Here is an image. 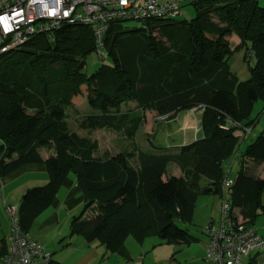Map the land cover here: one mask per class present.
Returning <instances> with one entry per match:
<instances>
[{
	"label": "trees",
	"instance_id": "16d2710c",
	"mask_svg": "<svg viewBox=\"0 0 264 264\" xmlns=\"http://www.w3.org/2000/svg\"><path fill=\"white\" fill-rule=\"evenodd\" d=\"M192 3L195 15L190 19L152 18L147 28L113 22L101 47L111 62L89 75L85 59L97 46L84 25L35 34L0 54V178L28 163L44 164L48 175L46 183L27 189L17 206L22 234L72 173L84 205L71 218V235L126 259L128 237L138 243L156 236L166 244L190 245L198 239L178 222H192L200 193L222 195L227 176L223 163L234 155L240 168L226 188L230 206L250 225L264 211V176L251 172L252 165H262L264 171V132L240 149L237 128L222 127L230 117L251 129L262 114L264 6L257 0ZM233 34L240 43L231 49L228 39ZM242 46L255 58L245 80H239L228 63ZM79 94H86L95 111L80 127L120 133L132 141L131 150L102 159L94 155L96 140L69 130L66 109ZM258 100L261 112L251 118ZM130 103L160 115L203 106L202 137L175 151H139L133 141L143 119ZM42 148H52L53 154L43 159ZM134 157L137 166L131 163ZM169 163L182 175L163 179ZM202 178L207 184H201ZM7 249L1 240L0 257ZM48 264L57 263L51 259ZM245 264H258L257 255Z\"/></svg>",
	"mask_w": 264,
	"mask_h": 264
},
{
	"label": "rangeland",
	"instance_id": "374dc122",
	"mask_svg": "<svg viewBox=\"0 0 264 264\" xmlns=\"http://www.w3.org/2000/svg\"><path fill=\"white\" fill-rule=\"evenodd\" d=\"M160 1L161 2L176 1L180 3L179 14L173 17L175 19H178V20L190 19L195 15V7H194V4L190 0H160ZM257 2L260 6H264V0H257ZM124 25L125 26H139L140 23L138 21H126L124 22ZM234 38L237 39L238 37L236 35H233L231 40L233 41ZM235 44L236 43L232 42L231 47L233 48ZM249 51L250 50L247 51L245 46L238 47L232 52L231 56L229 57L228 62H229L230 69L236 74L239 80H245L249 77L250 66H252L255 62L254 56L248 55ZM110 62H111V59L106 54L105 51H102V53H99L98 51L91 52L85 59L84 72H86L89 75L93 73L102 64L110 63ZM77 98L78 100L73 102L72 106L66 109V113H67L66 120L68 123V127L70 131L77 133L79 136H86L88 138H91L92 140L97 141L98 146L94 154L95 156L99 157L104 152H108V154L110 155V154H117L119 152L128 151L132 149L131 141L123 137L120 133L113 132V131L106 130V129H96L90 132L82 129L80 127L81 120L86 115L94 113L95 111L92 109V107H90V105H88L87 100H86V94L84 95L79 94ZM128 106L134 111V113L140 114L141 118L145 120V112L147 110H144L141 108L137 109L134 103H130L128 104ZM198 108L201 110L202 107H198ZM122 109L124 110L126 108L124 107ZM261 109H262V102L258 100L254 104L250 117L251 118L256 117V115L259 112H261ZM149 111H154V110H149ZM175 113L177 112H173V114ZM162 115H165V114H162ZM155 116L158 117L157 112ZM237 130L241 133L239 129H236V131ZM261 131L264 132V114L263 113L260 114V116L257 118L255 125H253V127H251L249 132L246 134L248 139L244 141H240L239 148L242 149L246 143H249L251 140H253ZM159 134L161 136L164 135L162 131ZM134 141L138 144L141 150L150 149L152 148V145L154 144L157 145L155 141L151 143L148 142V138L146 137V134L144 133L143 126H140V128L137 130ZM160 143L162 146L166 145V142L164 141H161ZM0 144H1V141H0ZM137 144H135V147L137 146ZM40 152H42L45 156L53 152V149L52 148L50 149L42 148L40 149ZM236 158L238 157L234 155L228 158L227 160H225L223 163V169L225 173H227V177L230 179H233V177L235 176V173L240 168V164L238 162V159ZM131 163L134 166H137V159L135 157L132 158ZM252 167L253 169L251 172H253L254 174L256 172L258 173V171L260 170L259 165H252ZM261 171L262 172L260 176L263 177L264 171L263 170ZM171 175H177V176L182 175L180 169L174 163H169L167 165L166 172L162 175V178L165 179ZM25 180H26V183L22 187L23 189L21 188L19 190L18 188L12 195L11 201L8 202L12 206H14L16 203L19 202L20 197L23 195V193L25 192L27 188L41 185L46 182V181L40 182L38 178L36 177L29 178V176L27 175L26 177L20 178L17 181L12 182L11 186L22 183ZM207 182H208L207 179L202 178L201 180L202 185L207 184ZM226 188H224L222 195L217 194V193H210V194L200 193L195 202L192 222L190 224H183L181 222H178V225L180 227H187L189 234L198 239L197 242L192 243L190 245L166 244V243H163L158 237L150 236L146 238L142 243H138L132 237H128L125 240L126 242H124V246L128 250V254H129L128 260L123 259V257L121 256L122 258L120 262L123 264H210L207 261V255L205 251V247H206L205 246L206 245L205 228L209 224V221L211 219L213 220L212 222L214 223V225L218 226L220 224V219H221L220 204L223 199H227L228 197ZM65 193H66V189L64 187H61L58 193L61 200L65 197ZM0 199H1V196H0ZM262 201L264 204V191L262 194ZM11 205H8V204L5 206L3 205V212H0V238L3 237L1 230H5V231L8 230L7 233H5V235H7L8 233H11L13 216L8 210L9 207H12ZM83 205L84 203L81 202L77 206H75L72 210H68L65 208L62 209L63 211V214H61L62 218H64V216H67V219L65 220V222H64V219L61 218L62 219L61 224L63 225V227H65L66 235L68 234V231H69V221L71 219V216L73 214L79 213L81 209L83 208ZM60 208L61 207H58L56 210ZM49 210H54V209L51 207L49 208ZM45 212L38 219H36V222L32 224L29 232L27 233V236L33 240L36 239L35 238L36 236H40V235L44 236L45 242L43 244L46 246V250L51 252L53 251V247H50L48 245L49 244L48 241H50V239L55 235V232H56L55 227L57 223L56 222L50 223V224L47 223L45 225L41 224L42 220L46 218L49 213V211H47L46 213ZM15 215H16V212L14 213V216ZM253 227L255 228V231L259 235H262V236L264 235V211L257 217V219L255 220V223L253 224ZM62 230L63 228H60L59 232H62ZM61 248H63V246ZM70 250H72V248H70ZM64 255H66V258H65V263L63 264H78L76 262L77 258H72L73 256L71 254L69 255L67 254V252H62L61 256H64ZM91 255L93 256V254ZM255 255H257L258 264H264V248H262L261 250L257 252H251L249 257H247V260L254 257ZM108 257L109 256L102 257L99 261H97L94 264H101ZM114 259H116L115 256L113 258L110 257L108 264H114ZM247 260H245L244 262L246 263ZM0 264H3V263L0 261Z\"/></svg>",
	"mask_w": 264,
	"mask_h": 264
},
{
	"label": "built area",
	"instance_id": "2783aa9c",
	"mask_svg": "<svg viewBox=\"0 0 264 264\" xmlns=\"http://www.w3.org/2000/svg\"><path fill=\"white\" fill-rule=\"evenodd\" d=\"M179 10V2L160 0H0V54L20 46L35 34L50 35L67 24L90 28L97 51L101 53L103 39L113 22L138 21L139 26L147 28V20L173 18ZM248 53L252 55V51ZM222 127H236L244 137L250 130L230 117L225 119ZM232 182L226 176L222 186L226 188ZM15 209V206L8 208L13 216L12 230L7 254L1 262L48 264L52 254L44 245L21 233L14 216ZM220 213V224L216 226L209 222L205 228L207 261L210 264H244L251 252L264 248V238L230 206L227 199L222 200Z\"/></svg>",
	"mask_w": 264,
	"mask_h": 264
},
{
	"label": "crops",
	"instance_id": "0c3cea01",
	"mask_svg": "<svg viewBox=\"0 0 264 264\" xmlns=\"http://www.w3.org/2000/svg\"><path fill=\"white\" fill-rule=\"evenodd\" d=\"M234 35V34H233ZM229 37V45L230 48L233 49L235 46H237L240 43L239 38H234L233 41L231 40L232 36ZM236 43L235 46L232 48L231 43ZM229 63V62H228ZM201 110L197 107L191 108L189 110L185 111H179L175 114L173 112L165 114V115H159L158 117L155 116V111H149L147 110L145 112V120H142L138 129L140 126H143L144 133L146 134V137L148 138V142H156L157 145H152V148L147 150H141V148L138 146V144L133 141L135 149H139L140 151H146L150 153H157L161 151V149H166L169 151H175L177 148H179L182 145H186L189 143H192L193 141L199 139L202 137V131L200 128V118H201ZM156 121V122H155ZM162 131L163 136H161L159 133ZM137 133V132H136ZM159 134V135H158ZM235 135L239 136V141L247 140V136L241 135V133L237 130L234 132ZM136 136V135H135ZM135 139V137H134ZM130 141V140H129ZM161 141L166 142V145L162 146ZM132 143V141H131ZM135 144L137 146L135 147ZM161 148V149H158ZM119 152V151H118ZM43 159H46L49 155H52L53 152L50 154H47L44 156L42 152H40ZM115 154H108V152H104L101 156L102 159L109 158ZM179 168V167H178ZM180 169V168H179ZM258 173L255 174L260 176L262 165L259 166ZM181 171V170H180ZM182 174V172H181ZM29 176V178L36 177L40 182H45L48 180V175L46 172V167L42 163H28L23 164L20 167L14 169L10 173L6 174L2 178H0V212H3V205H11L8 203L11 201V197L14 194V192L19 188V190L24 186L26 183V180L22 183H19L17 185L11 186V183L14 181H17L20 178ZM172 176V175H171ZM177 176V175H173ZM262 177V176H260ZM166 179V178H165ZM46 183V182H45ZM44 184V183H43ZM42 185V184H41ZM39 186V185H37ZM35 187V186H33ZM64 187L66 189L65 197L61 200L58 193L60 191V188ZM32 188V187H29ZM27 188V189H29ZM58 189L54 199L52 200L51 204L44 209L34 220L36 222V219H38L45 211H49L46 218L42 220L43 225L47 223H57L55 227V235L50 239L49 246L53 247V251L50 253L52 254V260L56 262L57 264H63L65 263L66 255L61 256L62 252H67V254H71L72 258H77L76 262L78 264H94L97 261H99L102 257L109 256L107 259H105L101 264H108L110 257L113 258L115 256L116 259H114V264H123L120 262L121 256H118L116 254H107L105 252V249L103 247H100L95 242L88 243L84 239H82L80 236L77 235H71L70 234V222L69 221V231L68 234H65V227L61 224L62 219H67V216H64L62 218L61 214H63L62 209H68L72 210L75 206H77L79 203L83 202V195L80 190V187L78 186L74 174L70 173L66 176L64 179L62 185ZM23 189V188H22ZM26 189V190H27ZM25 190V191H26ZM25 193V192H24ZM23 193V194H24ZM23 196V195H22ZM22 196L19 199V202L22 198ZM19 202L16 203L15 206V212L17 210V206L19 205ZM12 206V205H11ZM53 208L54 210H49V208ZM58 207H61L60 209L56 210ZM221 207V204H220ZM45 212V213H46ZM78 214V213H77ZM88 212L85 214L87 215ZM65 215V214H64ZM75 215V214H73ZM72 215V216H73ZM16 216V215H15ZM71 216V218H72ZM62 218V219H61ZM211 219L209 222H212ZM33 222V223H34ZM60 228H63L62 232L60 231ZM8 230H1V233L3 237L0 238L1 240H5L8 248V238L10 236V233L5 235ZM206 237V236H205ZM36 241L44 245L45 242L44 236H36ZM81 238V239H80ZM67 239V240H66ZM126 242V241H125ZM207 242V238H206ZM47 245V246H48ZM63 246V248H61ZM46 248V246L44 245ZM72 248V250H70ZM125 248V246H124ZM8 250V249H7ZM125 252L128 254V250L125 248ZM56 254V255H55ZM93 254V256L91 255ZM77 256V257H75ZM4 257V256H3ZM3 257H0V261ZM123 259L128 260L123 257ZM127 263V262H125ZM245 264V262H244Z\"/></svg>",
	"mask_w": 264,
	"mask_h": 264
}]
</instances>
